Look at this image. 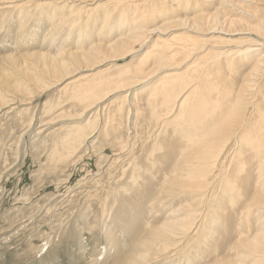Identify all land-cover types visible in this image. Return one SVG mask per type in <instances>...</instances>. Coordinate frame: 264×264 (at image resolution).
<instances>
[{"label":"bare ground","instance_id":"1","mask_svg":"<svg viewBox=\"0 0 264 264\" xmlns=\"http://www.w3.org/2000/svg\"><path fill=\"white\" fill-rule=\"evenodd\" d=\"M253 1L219 0L212 13L203 15L196 12L201 2L210 5L214 0H0L16 10L19 28L29 15L38 29L30 30L29 37L13 35L16 41L20 36V56L0 57L5 63L0 70V112L26 105L30 96L81 75L88 84L62 95L65 105L79 104L72 107L79 113L55 117V122L69 120L68 125L48 133L55 137L49 150L54 156L51 170L83 153L81 148L98 132L106 140L113 136L115 141H110L119 146L110 157L99 156L97 163L99 167L106 158L101 170L115 169L111 175L127 181L115 195L131 193L138 183V192H145L125 201L130 209L126 222L121 221L125 215L116 221L120 212L114 209L116 219L105 226L108 250L115 255L111 264L168 262L174 257L179 258L175 264H264V105L251 106L249 115L244 106L259 80L264 81V17L257 15ZM174 7L185 16L153 21L171 15ZM229 12L247 19L238 24ZM44 28L49 30L45 35ZM147 39H152L151 51L135 57L148 46ZM36 41L39 50L27 48ZM233 59L240 63L238 71L252 62L239 79L230 71ZM106 67L104 73L95 72ZM8 74L14 76L13 83L4 76ZM119 93L125 94L115 106H104ZM139 101L143 106L136 108ZM140 113L148 122L140 120ZM87 114L85 122L72 123ZM54 120L37 127L39 133ZM136 139L142 143L138 150ZM151 186L158 187L153 199L157 205L151 208L157 207L155 217L160 218L145 217L140 223ZM101 209L105 212L106 206ZM143 224L146 230H141ZM116 225L129 241L126 246L125 240L115 239Z\"/></svg>","mask_w":264,"mask_h":264},{"label":"rangeland","instance_id":"2","mask_svg":"<svg viewBox=\"0 0 264 264\" xmlns=\"http://www.w3.org/2000/svg\"><path fill=\"white\" fill-rule=\"evenodd\" d=\"M218 1L214 0V2H210V5H207L209 1L206 3L201 2L202 4L199 5L196 12L203 15L210 14L214 11L213 4H216ZM253 4H256V6H252L258 10L257 15L264 17V0H254ZM47 9L48 7L43 8L40 15L47 11ZM249 9L248 7L246 11L251 10ZM172 10L171 15H164L153 21L156 24H160L164 22L162 20L170 16H185L182 15L180 8L174 7ZM246 11L242 10V13ZM228 14L238 24H241L242 19H247L241 13L229 12ZM15 16L16 10L14 8L9 5H0V57L10 53L20 56L23 52L22 50L24 49L20 47L22 42L18 40L20 36H18L17 41L14 39L17 32L20 35L23 33V35L29 37L31 35L30 30L32 33L38 31L36 23L31 16L27 15V18L25 17L26 24L23 25V28L18 27ZM248 19L252 23L255 18L248 16ZM239 29L242 28L239 27ZM44 30L45 35L49 30H46V28ZM40 32L41 30H39ZM168 37L171 36L168 35ZM42 40L43 36L38 38L39 44L42 43ZM146 43L148 46H144L139 50L135 54V57L138 58L142 53L151 51L152 39H147ZM39 44H37V41L30 42L27 48L39 50ZM263 52L264 47L260 53ZM237 62L233 59L229 67L230 71L235 74L233 76L239 79L243 72L250 69V63L252 62L247 63V66H243L240 71H238L239 66H237L240 63L237 64ZM4 65L5 63L0 61V70ZM107 68H101L95 72L103 70L104 73ZM114 69L115 67L110 70ZM4 76L9 83H13V75L8 74ZM80 77L81 75L75 76L64 82L61 86L50 88L48 92L46 91L43 94L30 96L26 105L9 106V108L0 112V264H111L115 255L108 250L105 226L111 225V221L116 219L112 216H115L116 209L120 212L118 214L119 217H117L119 219H116V221L119 223L121 221L126 222L127 213L130 209L125 201L128 200L130 203V198L135 197L138 199L142 197L138 194L143 195L145 193L138 192L140 190L138 183V187L131 189V193H121L120 197L117 194L115 195L116 190L119 191V186L121 184L124 185L127 181L123 178V180L119 181L118 178L113 177L111 173L115 169L111 168V171H109L110 169L106 171V168H102L101 170V167L106 165V158L110 157L114 153L112 151L119 148V146H115L113 136L106 140L102 135H98V132L91 136V140H88V144L86 143L84 149L81 148L80 151H83V153L74 154L62 164L61 169L51 170L50 164L53 163L54 156L49 154V150L55 144V137L53 135L49 136L48 133L56 130L61 124H66L64 121L55 122L59 119L55 117L61 116L62 118L63 112L66 114L79 113V109L72 108L79 104L75 102L76 104L72 106L71 104L65 105L67 103L63 102L65 98L62 99V95H66L69 90H73L79 85L85 87L88 84V80H80ZM96 77L98 76L96 75ZM261 80L258 82L259 86L253 89L250 103H244L247 109L246 115L252 113L251 106H257L259 103L264 105V81L262 82ZM124 94L119 93L110 96L105 101L104 106H107V108L115 106V102L119 100L117 97H123ZM20 98L28 97L20 96ZM3 99L9 100V98L5 97ZM141 106H143L142 102L139 101L136 104V108H140ZM55 107L57 108L55 109ZM50 109H53L54 115ZM106 109H102L101 112L107 114L108 111L103 112ZM143 113H140L139 116L141 117V121L147 118H145V113ZM88 114L74 120L72 123L85 122ZM104 117L106 118V116ZM40 118L41 120L39 121ZM47 119L55 120L44 128L46 129L45 132L39 133L37 127L44 124ZM68 121L65 126L68 125ZM132 121H135L134 114L130 116L131 127L133 126L131 124ZM145 121L148 122L147 119ZM253 121L254 118L250 122ZM29 122L30 124H28ZM97 123L101 125L100 120ZM141 124L139 133L144 132L142 130L144 125L142 124V126ZM130 129L127 131L132 133ZM125 132L123 129L120 131L123 141L127 140ZM103 139L105 140L102 141ZM111 139L113 141H110ZM92 140H95L93 142L95 148L93 149L90 148ZM97 141L99 145H96ZM135 142V149H140L142 143L139 139H136ZM86 147L90 149H86ZM122 154L123 156L126 154L125 150ZM81 155L83 157L79 161H76V158ZM101 155L106 156V158L100 162V166L98 167V157ZM135 156L137 157L138 154H135ZM140 157L142 158V156ZM47 165L48 168H46ZM147 176L149 178L153 177L151 173ZM108 186L110 187L107 188ZM156 191H158V187L151 186L149 194L150 197H153L151 199L149 197L148 200L143 201L146 203L144 207L148 211L145 210L143 212L140 223L145 217L153 219L158 213L157 207L151 208L157 205L153 201L157 194ZM151 193L153 194L151 195ZM122 198L125 200L123 201ZM132 201L135 200L132 199ZM150 201L152 202L151 205H149ZM103 204L106 206L105 212L101 209L104 207ZM124 215V219L120 221V218ZM159 218L160 216L158 215L155 217V220ZM98 221L99 223H97ZM140 227L142 226L140 225ZM115 228L113 231L115 239L122 240V242L125 240L122 244L126 246L129 242L128 239L124 237L121 230L119 231L118 225ZM145 228L146 226L143 224L141 230H146ZM121 246L120 248H122ZM122 250L123 252L126 251V247L122 248ZM160 260L148 264H175L174 262L178 261L179 258H170L168 262Z\"/></svg>","mask_w":264,"mask_h":264}]
</instances>
